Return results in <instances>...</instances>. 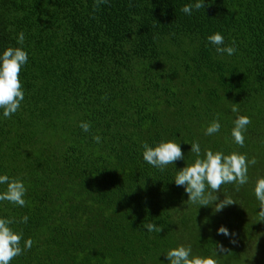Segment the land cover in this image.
I'll list each match as a JSON object with an SVG mask.
<instances>
[{"label":"trees","instance_id":"16d2710c","mask_svg":"<svg viewBox=\"0 0 264 264\" xmlns=\"http://www.w3.org/2000/svg\"><path fill=\"white\" fill-rule=\"evenodd\" d=\"M195 2L108 0L94 11L95 0H0V54L28 53L20 109L10 118L0 109V175L27 190L25 207L0 201V218L27 216L10 227L22 247L33 240L10 264H168L165 253L180 245L218 264L264 257L254 193L264 177V0L181 11ZM217 32L223 46L235 43L233 55L208 41ZM237 115L251 120L243 147L231 136ZM216 119L219 131L205 135ZM169 140L184 159L163 171L144 161V143ZM192 142L202 154L256 158L239 191L224 184L213 193L236 203L216 212L175 184L196 159ZM146 223L163 229L148 232ZM217 245L228 251L217 255Z\"/></svg>","mask_w":264,"mask_h":264},{"label":"clouds","instance_id":"9594fccd","mask_svg":"<svg viewBox=\"0 0 264 264\" xmlns=\"http://www.w3.org/2000/svg\"><path fill=\"white\" fill-rule=\"evenodd\" d=\"M108 3V0H95L94 11L101 5ZM205 0H196L195 4H186L181 9L185 14L191 15L193 9L205 8ZM208 41L215 45L216 52L229 56L236 52L235 43L229 46L224 45V37L219 33H214L207 37ZM25 36L23 32L18 34L17 43L23 44ZM28 62V53L20 47H8L0 54V109L3 116L10 118L15 114L24 100V91L20 80V73L24 65ZM231 111L238 113L237 104H233ZM251 123L248 116L237 115L234 120V127L231 136L235 143L244 146V135L247 126ZM79 127L84 132H89L91 125L89 122H81ZM221 125L219 120H213L205 130V135H212L219 131ZM93 140L100 142V136H93ZM190 152L195 154L196 159L190 165L177 171L174 182L177 186H183L188 195V202L199 206L215 205L214 211L219 212L226 206L236 203L232 198L225 197L219 200L218 193L224 184L236 185V191L248 182L249 165H256L257 160L253 157L249 160L246 154L232 152L224 154L222 151L206 149L203 154L199 142H192ZM143 159L149 165L163 171L168 165L174 164L178 160L184 159L183 151L179 144L172 140L162 141L157 145L150 146L143 144ZM0 184H5L6 190L0 193V201H7L20 207L26 206L24 199L26 187L19 179L10 178L7 175H0ZM254 193L259 201V221H264V177L258 178L255 182ZM28 217L23 216L19 221L14 218H0V264H10V262L22 255L33 246L31 238L24 241L21 246L22 233L15 232L10 225L13 223H27ZM144 227L148 232H161L162 227L153 223H146ZM218 234L229 235L227 228L221 226ZM235 243V241H232ZM216 254L226 253L228 250L223 245H217ZM168 264H218V261L211 256H193L190 246L180 245L168 250L166 253Z\"/></svg>","mask_w":264,"mask_h":264},{"label":"rangeland","instance_id":"374dc122","mask_svg":"<svg viewBox=\"0 0 264 264\" xmlns=\"http://www.w3.org/2000/svg\"><path fill=\"white\" fill-rule=\"evenodd\" d=\"M257 263L258 264H264V257L263 256H260L259 257V260H257Z\"/></svg>","mask_w":264,"mask_h":264}]
</instances>
